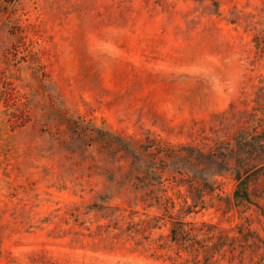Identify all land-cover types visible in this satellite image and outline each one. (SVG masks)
I'll return each mask as SVG.
<instances>
[{
	"label": "rangeland",
	"instance_id": "374dc122",
	"mask_svg": "<svg viewBox=\"0 0 264 264\" xmlns=\"http://www.w3.org/2000/svg\"><path fill=\"white\" fill-rule=\"evenodd\" d=\"M0 264H264V0H0Z\"/></svg>",
	"mask_w": 264,
	"mask_h": 264
},
{
	"label": "trees",
	"instance_id": "16d2710c",
	"mask_svg": "<svg viewBox=\"0 0 264 264\" xmlns=\"http://www.w3.org/2000/svg\"><path fill=\"white\" fill-rule=\"evenodd\" d=\"M5 2L7 4H11L14 2V0H5ZM247 149L249 151L246 154L248 155V161L251 160V158L256 157V155L260 153L255 150L254 146L249 145ZM243 159L244 157L243 158L240 157L238 158V160H236V167L233 169V174H232L234 187L230 194L229 200L227 201L229 208L240 216L244 214L243 210L245 209V207L251 205V193L253 192V187H255L257 183H259V180L261 179L260 175L262 174V172L257 171L256 167L254 166L250 167V165L247 164L244 165V163L246 162H244ZM247 217L248 218L245 217L239 218L240 221L243 223L234 226V230L236 231L237 236L232 238L230 240L231 242L240 241L242 243H246L249 241L247 238L244 237L243 232L238 228L241 225L243 226L245 225L250 228L249 221H247L250 219V215H248ZM181 226H183L182 223L172 222L170 228V235H169L171 242H173L176 246L179 247H182L181 246L182 244H180V242L182 243L186 242L179 234L180 232H182ZM210 227L211 229H214V226H210ZM182 233H184V231ZM220 241H221L220 239L217 240L216 241L217 243H215L214 245L218 246L219 249H221L224 246H226L228 249H231V246L229 244H223ZM184 251L187 252L185 249ZM205 261L207 260L205 259Z\"/></svg>",
	"mask_w": 264,
	"mask_h": 264
}]
</instances>
